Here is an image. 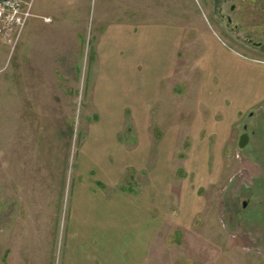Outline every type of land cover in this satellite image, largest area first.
<instances>
[{"label": "rangeland", "instance_id": "rangeland-1", "mask_svg": "<svg viewBox=\"0 0 264 264\" xmlns=\"http://www.w3.org/2000/svg\"><path fill=\"white\" fill-rule=\"evenodd\" d=\"M96 7L94 0L86 32L76 26L79 31L73 32L71 44L62 46L68 49L62 60L81 59L84 78L95 43ZM165 9V0H158V10ZM173 10L175 20L183 18L199 28L206 23L244 57L264 61V0H174ZM41 29L42 35H49L41 40L36 31L38 39L33 43L39 47L32 58L36 74L49 72L58 58L48 55L54 31ZM190 34L196 31L191 29ZM13 38V42L0 40V264H61L71 196L78 180L124 178L119 173L123 166L120 150L109 147L107 132L134 127V120L128 115L122 121L119 111L111 114L109 106L114 104L105 103L101 96L95 111L94 92L85 79L76 86H22L21 35ZM185 45L184 55L189 54ZM77 49L82 54L73 57L71 52ZM186 57L192 64L195 54ZM197 75L194 72L195 79ZM194 77L189 75L190 81ZM31 83L42 84L43 78ZM176 98L167 108L173 114L159 120L165 127L184 120L180 118L182 101ZM185 121L188 129L195 119ZM163 130L156 127L149 151L141 152V156L148 154L147 171L130 170L125 177L126 186L137 190L148 186L145 176L150 171L160 186L161 178H169V173L173 178L166 208L156 210L159 228L149 264H264V103L242 113L226 133L181 134L184 147L175 152V158L161 142L167 139ZM244 133L249 137L242 148ZM118 137L125 141V133L120 131ZM157 189L154 197H158ZM187 206H196L188 219L182 211Z\"/></svg>", "mask_w": 264, "mask_h": 264}, {"label": "crops", "instance_id": "crops-1", "mask_svg": "<svg viewBox=\"0 0 264 264\" xmlns=\"http://www.w3.org/2000/svg\"><path fill=\"white\" fill-rule=\"evenodd\" d=\"M93 1L44 3L35 0L34 15L21 33V58L18 60L21 85L29 88L37 85L76 86L85 79L94 92L95 111L99 109L96 104L101 96L105 103L114 104L109 106L111 114L119 111L118 117L122 121L128 115L132 117L134 127L125 126L107 132L109 147L116 146L120 150L123 166L119 173L124 178H82L72 192L61 264H149L159 228L156 210L162 212L166 208L173 178L169 173V178H161L160 186L150 171L145 176L148 186L137 190L131 185L126 186L127 173L130 170L142 173L149 166L148 154L141 156V152L146 148L149 151L156 127L164 129L167 139L161 142L170 157L175 158V152L184 147L181 134L226 133L242 113L264 103V61L244 57L206 23L199 28L188 25L189 20H175L174 0H165L164 11L158 10V0H95V43L84 78L81 59L62 60L68 51L62 46L71 44L74 31H79L76 26H82V32H86ZM45 18L51 21L47 22ZM43 26L54 31L51 33L54 46L48 55H57V65L49 72L36 74L33 73L37 70L32 58L39 46H34L36 43L33 42L38 39L35 37L37 30L41 40L49 35H42ZM58 29L61 32L56 35ZM191 29L196 31L195 35L190 34ZM185 44L189 45V54L186 55L195 54L192 64L185 60ZM55 45L60 49L57 50ZM75 51L71 52L73 57L81 56L82 50ZM13 55V52L9 55L11 70ZM71 63L76 66H70ZM196 71L198 79L194 77ZM189 75L194 77L193 81ZM41 77L42 84L31 83ZM176 97L182 101L180 118L184 120L178 126L165 127L159 120L168 119L173 114L168 105L177 101ZM193 97L196 102L193 100L189 104L188 100ZM184 100L187 101L185 106ZM218 117L222 119L214 121ZM189 118L195 121L187 129L185 120ZM120 131L125 133L124 142L118 137ZM170 136L174 137L168 140ZM102 183L105 188L100 187ZM159 186L160 190L157 189ZM155 189L158 197L153 195ZM195 209L196 206H187L185 212L182 210L186 219L193 216Z\"/></svg>", "mask_w": 264, "mask_h": 264}, {"label": "built area", "instance_id": "built-area-1", "mask_svg": "<svg viewBox=\"0 0 264 264\" xmlns=\"http://www.w3.org/2000/svg\"><path fill=\"white\" fill-rule=\"evenodd\" d=\"M35 0H0V40L21 35L27 21L34 15ZM50 22V18H45Z\"/></svg>", "mask_w": 264, "mask_h": 264}, {"label": "water", "instance_id": "water-1", "mask_svg": "<svg viewBox=\"0 0 264 264\" xmlns=\"http://www.w3.org/2000/svg\"><path fill=\"white\" fill-rule=\"evenodd\" d=\"M248 134L247 133H244L242 136H241V139H240V143H239V145H240V147H244V146H246V144H247V142H248Z\"/></svg>", "mask_w": 264, "mask_h": 264}]
</instances>
